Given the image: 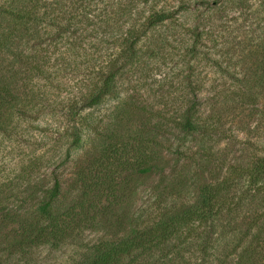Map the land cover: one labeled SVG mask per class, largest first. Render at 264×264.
I'll return each instance as SVG.
<instances>
[{"label":"rangeland","instance_id":"rangeland-1","mask_svg":"<svg viewBox=\"0 0 264 264\" xmlns=\"http://www.w3.org/2000/svg\"><path fill=\"white\" fill-rule=\"evenodd\" d=\"M25 1L0 0V27H14L20 42L21 28L37 23L35 9L43 4ZM231 1L236 0H147L145 4L113 0L115 10L131 13L129 22L116 25L115 38L102 33V24L87 37L85 33L98 25L50 44L37 46L31 40L10 51L0 48V73H15L19 98L6 106L0 121L2 215L14 213L31 187L48 189L55 178L61 190L56 207L68 205L77 193V174L90 160L102 159V169L113 170L120 143L129 142L138 129L151 137L156 128L157 138L166 145L167 127L180 121L191 102L198 104L197 117L205 134L188 137L184 148L167 157L166 172L170 169L186 177L179 194L192 195V178L200 167L204 182L213 183L234 169L233 176L242 174L247 182L246 169L264 156V90L256 82L264 62V0H245L242 6ZM91 8L90 17L98 16L96 24L104 8L99 3ZM155 11L175 15L148 28L126 60L120 52L127 29L134 23L131 31L140 33V25ZM8 63L12 69L5 68ZM112 64L117 75L110 93L97 106L84 107ZM76 113L82 117L74 120L71 115ZM131 121L135 126L128 124ZM74 126L81 134L77 148L71 146ZM176 145L175 141L172 150ZM158 181V177L132 175L125 176L117 191L111 185L109 192L117 203L106 204L108 218L113 221L120 214L130 217L135 210L154 209L155 196L168 192L163 190L165 182L152 190ZM101 204L105 205L103 199ZM102 229L103 225H82L78 245L28 250L25 260L28 264L80 261L86 248L108 238Z\"/></svg>","mask_w":264,"mask_h":264},{"label":"trees","instance_id":"trees-1","mask_svg":"<svg viewBox=\"0 0 264 264\" xmlns=\"http://www.w3.org/2000/svg\"><path fill=\"white\" fill-rule=\"evenodd\" d=\"M29 1L32 0L25 2ZM42 1L40 9L35 7L37 23L32 28L25 24L20 30L22 45L29 44L31 40H36L35 45L40 46L63 36L75 38L78 31L81 34L87 27L98 25L85 33L87 37L97 33L94 29H101L102 24L105 26L102 33L115 38L116 25L121 22V26L131 20L130 12L121 13L114 9L113 0H34L35 6ZM98 3L105 13L95 24L98 16L90 17L91 7ZM231 3L242 6L245 0ZM24 13L28 14L27 11ZM174 15L175 12H153L146 23L140 25L143 27L140 33L131 31L133 23L123 37L121 56L129 60L135 53L139 37L148 28L170 20ZM80 24L84 26L78 28ZM15 32L10 25L6 30L0 27L1 49L10 51L15 46L19 47L21 42ZM262 64L263 68L256 74V82L264 90V62ZM12 67L13 64L8 63L5 68ZM8 73L9 70L7 74L0 73V121L6 106L19 102L18 89L14 86L16 75ZM116 75L117 69L112 64L99 89L84 107L97 106L110 93ZM197 106L191 102L181 113L180 121L172 128L167 127L163 134H167L166 145L157 138L156 128L150 131L151 137H146L138 129L129 142L120 143L114 159L124 163L116 161L117 167L109 170L106 167L102 169V159L99 162L90 160L77 174V193L62 208L56 207L61 196L57 178L48 189L31 187L18 201L14 213L2 215L0 212V264H28L25 260L28 250H58L65 245L77 244L82 235L81 226L85 224L91 227L103 225L102 230L108 238L86 248V252L80 254L81 260H74L72 264H264V156L246 169L247 182L242 181V174L233 176L237 171L234 169L213 183L204 182L201 163H196L194 157L189 158L200 168L195 170L192 178L195 188L188 198L179 194L186 177L176 175L170 169L166 172L168 156L184 148L188 137L195 139L199 134H205L204 125L199 124ZM71 117L76 120L82 115L76 113ZM130 123L135 126L134 121ZM72 130L74 139L71 146L77 148L81 140L80 130L77 126ZM175 141L177 145L172 150ZM132 175L158 177L159 181L152 190H158L165 182L163 190L168 192L162 194L164 197L161 194L155 196L158 201L154 209L150 207L140 213L135 210L130 217L120 214L112 221L106 212L109 205L117 202L116 196L109 192L110 187L113 185V191H117L125 176ZM136 191L134 188V194ZM102 199L105 205L101 204Z\"/></svg>","mask_w":264,"mask_h":264}]
</instances>
